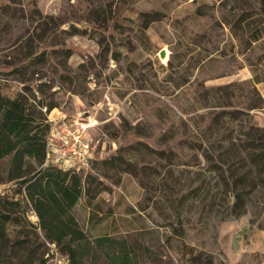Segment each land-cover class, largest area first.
<instances>
[{"label":"rangeland","instance_id":"obj_1","mask_svg":"<svg viewBox=\"0 0 264 264\" xmlns=\"http://www.w3.org/2000/svg\"><path fill=\"white\" fill-rule=\"evenodd\" d=\"M257 32L259 0H0V88L95 118L81 175L103 187L95 234L132 247L135 264H258L245 251L264 237V158L250 157L264 150V103L243 80ZM5 176L0 193L20 199ZM87 213L74 209L93 241ZM21 223L7 225L4 259L30 264L42 236L31 212ZM91 247L82 264H109ZM36 253L32 264H70L47 242Z\"/></svg>","mask_w":264,"mask_h":264},{"label":"trees","instance_id":"obj_2","mask_svg":"<svg viewBox=\"0 0 264 264\" xmlns=\"http://www.w3.org/2000/svg\"><path fill=\"white\" fill-rule=\"evenodd\" d=\"M259 1L264 8V0ZM33 14L41 17L36 9ZM262 38L264 33L257 32L250 44ZM248 67L252 79L245 81L250 83L261 103H264L255 86L260 80L264 81V51ZM24 90L34 94L30 88ZM31 102L24 91L9 97L0 88V174L5 172L6 183L13 182L20 186L17 191L20 199H10L0 193V264H13L4 259L8 241L7 225H21L27 211L35 216L33 227L42 236L41 239L37 237L39 243L34 241L31 244L33 249L29 250L26 259L30 264L39 247L46 242L64 253L70 264H82L92 250V243L109 264H135L136 251L132 247L115 243L109 235L95 234L97 221L103 220V217L90 208L96 205L95 199L103 190L100 183L90 176L83 180L81 175L84 171L44 164L46 140L50 131L47 114L55 105L43 107ZM258 146L250 148L254 164L263 163L264 150L258 149ZM262 168L264 170V165ZM238 197L244 200L242 194H238ZM78 205L81 214L84 215L86 209L88 211L90 224L87 230L93 241H90L75 217L74 209ZM29 242V239L14 241L18 248H24ZM16 264L29 263L21 261ZM191 264H213V260L210 255L198 253L192 256Z\"/></svg>","mask_w":264,"mask_h":264},{"label":"built area","instance_id":"obj_3","mask_svg":"<svg viewBox=\"0 0 264 264\" xmlns=\"http://www.w3.org/2000/svg\"><path fill=\"white\" fill-rule=\"evenodd\" d=\"M47 123L50 131L46 140L44 164H54L76 171L88 170L97 152L92 136L98 124L95 118L67 116L52 109L47 114Z\"/></svg>","mask_w":264,"mask_h":264},{"label":"crops","instance_id":"obj_4","mask_svg":"<svg viewBox=\"0 0 264 264\" xmlns=\"http://www.w3.org/2000/svg\"><path fill=\"white\" fill-rule=\"evenodd\" d=\"M263 39L264 38H262L261 40H263ZM260 41H258V42H260ZM258 42H256V43H258ZM256 43H253V44H256ZM263 51H264V49L261 50L259 54H261ZM247 69H248V73L244 77L243 80H251L252 79V74L249 70V67H247ZM255 86H256V89L258 90L260 96L264 100V81L260 80ZM256 238L257 239H255L254 242L250 240V245L253 244V247L250 249H246L245 255H247L248 257H251V258L256 257L258 259V262H257L258 264H264V237H256ZM261 241H263V245L260 243Z\"/></svg>","mask_w":264,"mask_h":264},{"label":"water","instance_id":"obj_5","mask_svg":"<svg viewBox=\"0 0 264 264\" xmlns=\"http://www.w3.org/2000/svg\"><path fill=\"white\" fill-rule=\"evenodd\" d=\"M165 57H166V52H165V50H161L160 53H159V58H160V60H161L163 63L165 62V61H163ZM167 57H168V56H167Z\"/></svg>","mask_w":264,"mask_h":264}]
</instances>
